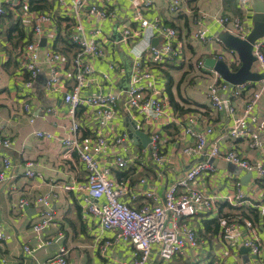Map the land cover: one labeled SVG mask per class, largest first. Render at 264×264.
Listing matches in <instances>:
<instances>
[{"label": "crops", "instance_id": "crops-1", "mask_svg": "<svg viewBox=\"0 0 264 264\" xmlns=\"http://www.w3.org/2000/svg\"><path fill=\"white\" fill-rule=\"evenodd\" d=\"M11 1H15V8L7 4L12 3ZM100 1L89 0L92 3ZM142 1L111 0L110 6L114 8L117 17L101 24L106 53L104 58L95 60L93 66L96 70L109 74V81L103 83L102 90L118 94L117 112L111 120L105 121L92 107L80 106L72 117L68 112V104L63 99V89L61 88V92L49 93L45 88L50 67L45 59V52L51 49L62 51L64 63H60L61 79L66 86L71 84L69 71L73 45L70 42L71 28L64 7L58 5L57 0H47L52 14L51 21L43 22L41 32L36 33L30 19L31 11H24L28 0H0L7 4V13L0 17V138L10 140L8 148L0 145V165L2 158L10 162V167L5 171V179L0 183V223L5 232V238L0 240V264H46L61 247L67 250L64 256L66 264H127L132 260V245L123 240H115L112 231L99 225L98 218L84 209L81 192L63 187L64 184L75 186L84 181L87 175L76 153L66 151L61 144V139L69 134L72 121L78 122L77 136L87 150L98 133L107 138L109 144L97 158L101 165L110 168V177L127 179L123 200L133 207H139L143 203L145 191L156 193L160 202L165 190L177 183L184 172L197 162L207 160L213 165V170L202 171L192 183V188L215 202L214 209L198 211L193 218L188 219L194 225L201 242L197 258L187 260L176 257L171 264H204L214 259L212 256L223 244L213 239L211 235L215 233L205 230V226L206 222L218 216L219 210L222 215L227 212L226 207L220 208L222 203L242 208L264 206V179H257L255 172L251 171V176H248L250 171L230 165L221 157H208L205 152H183V148L193 141L183 133V127L202 129L209 124L213 129L209 141L216 142L222 152L235 149L251 162H264V128L250 123L262 143L260 148H250L246 139L231 141L228 135V105L225 104L223 109L216 111L211 107L209 98L210 85L213 84L217 86L220 95L228 98L230 105V86L223 87L221 82L224 80L212 68L197 66L199 61L204 65L205 58L215 57L223 59L231 67L230 49L220 40V35L225 31L214 17L240 15L250 29L252 0L250 9L244 14L241 13L237 0H183L177 11H169L163 1L154 0L152 7L144 9L142 15L137 16L136 10ZM82 18L87 27L91 26L92 21L90 23L84 15ZM197 21L206 28L209 37L206 43L193 36ZM142 22L169 25L177 30V40L182 45L181 55L163 63L148 62L153 78L151 82H144L149 83L151 89L157 92L168 114L179 116L175 121L164 117L159 123L143 122L141 126H137L125 108V94L121 90H124L122 87L126 85V78L130 79L132 75L136 51L142 49L147 41L152 46L153 38L157 39L155 46L163 41L161 35L155 32L150 38L148 31L130 44L132 48L121 42L114 43L119 37L118 27L128 24L133 29H138ZM16 25L17 30L14 29ZM29 40H38L40 71L32 86L26 87L19 52ZM108 62L116 63L117 68L110 69ZM254 83L256 86L257 82ZM92 89L99 90L98 87ZM242 97L231 98L233 102L240 104ZM24 102L30 105L29 113L23 110ZM49 108L51 111L47 112ZM254 113L259 118L264 116V99L259 101ZM127 123L135 125L149 138L151 132L158 133L160 154L163 155L161 162L152 158L150 141L144 146L140 140L129 135ZM38 131L50 132L52 137H40L36 134ZM123 131L127 132V138L121 144H114L112 139ZM118 156L128 158L126 168L119 169L115 166ZM28 162L33 163V177L25 174ZM237 182L241 184L244 196L239 201L231 202L236 193ZM43 194L51 195L54 219L53 224L45 228L40 237L51 238L53 242L28 255L23 251V245H35L39 236L32 227L38 217V206L34 200ZM20 199L27 200L28 204L20 209L14 208ZM261 213L259 210L260 219L255 222L240 216L232 233L241 235L255 231L261 238L264 252V211ZM225 219L226 217L220 219V230L217 233H222ZM59 235L62 237L55 240ZM240 235L233 239L235 243L228 246L230 255L227 261L253 264L248 251L243 253L241 250L244 247L241 245ZM152 255L148 264H163L155 251ZM3 258L6 260L2 261Z\"/></svg>", "mask_w": 264, "mask_h": 264}, {"label": "built area", "instance_id": "built-area-1", "mask_svg": "<svg viewBox=\"0 0 264 264\" xmlns=\"http://www.w3.org/2000/svg\"><path fill=\"white\" fill-rule=\"evenodd\" d=\"M111 0H101L98 3L89 0H57L58 5L64 7L68 15L70 24V42L73 45V54L70 58L71 84L66 86L61 79L60 63H64L62 51L51 49L45 52V59L50 64L48 79L45 84L47 92H61L63 89V99L68 104L69 114L74 117L75 110L80 107H92L96 114L105 121L111 120L117 112L118 94L112 91H103L102 85L109 81V74L106 71L96 70L93 66L95 60H100L105 56V44L102 40V22L115 19L117 17L114 8L110 6ZM169 11H177L183 0H161ZM238 7L242 14L250 9V0H237ZM11 8H15V1H11ZM0 2V17L7 13L6 5ZM154 5V0H143L136 10V15L141 16L144 9ZM49 6L40 11L28 10L25 5V12L31 11L33 30L41 32V24L51 21V11ZM85 16L91 26L87 27L82 16ZM214 20L223 27L224 31L240 38H245L249 32L240 15H217ZM193 31L195 39L202 43L209 41L206 28L199 21ZM118 39L114 43H123L126 47L138 37L149 31L150 38L155 33L160 34L163 41L159 46H151L147 41L142 49L135 53L133 61L132 75L128 81L127 88L121 90L125 94V108L129 117L137 126L143 122L148 124L159 123L164 117L175 121L179 118L177 114H168L165 111L162 100L151 85L144 82H151L153 75L149 71L148 62L163 63L181 55L182 45L177 40V30L169 25L159 23L142 22L138 29H133L128 24L118 27ZM155 32V33H154ZM149 38V39H150ZM39 43L38 40H29L24 43L19 52L20 68L25 73L24 85L31 87L34 79L40 71L39 67ZM232 55L230 64L240 65V59L236 52L229 50ZM252 54L255 61L252 70L262 73L263 77L254 86L251 81L239 85H229L225 81L223 87L230 86V105L228 98L218 93L217 86L210 85L209 98L211 107L219 111L224 105H228L230 125L228 135L231 141L246 139L249 147L260 148L261 142L253 132L250 123L263 129L264 116L258 117L254 110L261 99H264V36L256 39L252 45ZM147 60V61H146ZM110 69H116L114 62H108ZM203 68V62L197 63ZM145 68V69H144ZM92 87H98L95 91ZM243 95V97H242ZM231 97L240 98L242 102H233ZM23 110L30 112V105L24 102ZM51 108L47 109L50 112ZM78 122L72 121L69 126V134L61 139V144L66 151L75 152L86 170L84 181L72 184H64L67 190L76 189L82 194L84 209L96 216L99 225L112 231L115 240H123L133 247L132 260L127 264H148L153 252H156L158 259L163 264H171L174 258L180 257L187 260H195L201 242L198 239L194 225L188 219L193 218L198 211H210L214 209L215 202L209 196L192 188V183L204 170H213L214 167L207 160H201L184 172L181 179L174 185H170L163 193L162 199L158 202L157 194L153 191L143 192V203L139 207L130 206L123 200L127 189V179H116L110 177V168L101 165L97 155L101 153L109 144L107 138L102 134H97L90 145L85 149L81 140L77 136ZM251 127V128H250ZM212 126L207 124L202 129H194L191 126H184L183 133L192 138V144L183 148L185 153L200 154L205 152L208 157H221L225 162L237 165L247 171L255 172L257 179H264V162H251L241 156L235 149L222 152L216 142L209 141ZM40 137L50 138L52 134L47 131H38ZM127 132L123 131L112 139L114 144H121L127 138ZM150 136V154L154 161L161 162L163 155L160 154L161 146L158 133ZM0 145L5 148L10 146L8 138H0ZM128 158L118 156L115 159V166L124 169L127 166ZM10 167V162L2 158L0 165V183L5 179V171ZM26 176L33 177V163L28 162L25 170ZM236 193L231 202L239 201L243 198L241 184L236 183ZM50 194H43L35 198L34 203L38 206L37 220L33 223V230L39 234L35 245H23V251L32 255L37 249L51 244L53 239L41 238L45 228L53 224L54 212L50 204ZM102 200L101 202H99ZM27 200L20 199L14 208H22L27 205ZM260 213L264 211L263 205H256ZM261 213V214H262ZM240 216L226 218L223 221L222 233H215L211 237L223 244L214 254L215 264H245L239 261L232 263L227 261L230 255V246L235 243L233 239L240 235L232 233L236 221ZM59 235L55 240L60 239ZM5 238V232L0 223V240ZM241 245L248 249L253 264H264L263 244L259 234L254 232L242 233L240 235ZM107 244L109 242H106ZM67 250L61 247L46 264H66L64 256ZM263 258V259H262ZM3 258L2 261H5ZM123 264V263H117Z\"/></svg>", "mask_w": 264, "mask_h": 264}, {"label": "water", "instance_id": "water-1", "mask_svg": "<svg viewBox=\"0 0 264 264\" xmlns=\"http://www.w3.org/2000/svg\"><path fill=\"white\" fill-rule=\"evenodd\" d=\"M252 8V26L245 38H240L227 32L220 35V40L224 46L237 53L240 59L238 68L232 70L221 58L207 57L204 59V66L216 71L222 80L229 85H239L247 81L257 82L263 77L262 73L252 70V65L255 61V57L252 54V45L256 39L264 36V0H252ZM156 41V38L151 40L152 46H155ZM126 79V85L122 87L124 89L127 88L129 77ZM127 127L129 135L137 141L140 140L142 145L145 146L150 141L148 135L139 130L135 125L127 123ZM228 164L233 165L231 163ZM248 176H251V172H249ZM241 250L243 253H247L248 251L245 247Z\"/></svg>", "mask_w": 264, "mask_h": 264}, {"label": "trees", "instance_id": "trees-1", "mask_svg": "<svg viewBox=\"0 0 264 264\" xmlns=\"http://www.w3.org/2000/svg\"><path fill=\"white\" fill-rule=\"evenodd\" d=\"M49 6L47 0H28L27 8L28 10H40L45 7ZM15 30H17V25L14 27ZM21 33V32H20ZM19 33V34H20ZM232 70H236L238 66L236 65H231L230 67ZM252 84H255L254 82H251ZM221 207H226L227 212H225L224 215L221 214V211L219 210V214L216 218L211 219L209 222H206L205 230H211V232L217 233L220 230V219L222 217L230 218L233 216H241L245 219H248L251 222L258 221L260 219L259 216V211L255 207H247V208H242V207H236L231 205L230 203H222L220 205ZM237 212V213H235ZM204 264H215L214 261L211 259L208 262Z\"/></svg>", "mask_w": 264, "mask_h": 264}]
</instances>
